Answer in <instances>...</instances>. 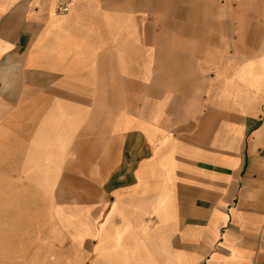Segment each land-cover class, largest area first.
<instances>
[{"label": "crops", "instance_id": "obj_1", "mask_svg": "<svg viewBox=\"0 0 264 264\" xmlns=\"http://www.w3.org/2000/svg\"><path fill=\"white\" fill-rule=\"evenodd\" d=\"M120 1L0 0V264H264V94L242 111L207 57H148Z\"/></svg>", "mask_w": 264, "mask_h": 264}, {"label": "bare ground", "instance_id": "obj_2", "mask_svg": "<svg viewBox=\"0 0 264 264\" xmlns=\"http://www.w3.org/2000/svg\"><path fill=\"white\" fill-rule=\"evenodd\" d=\"M252 2V0H243L238 9L231 14L230 19H227L224 16L227 13L224 4H221L219 0H207L204 4L205 11L203 12L202 7H200L194 17L195 20H202L205 23L206 31L204 36H202V31L199 30L200 27L198 25L185 28L186 32L189 30L190 34L198 36L197 42L191 47L195 55L197 57H207L208 67L204 68L199 63L198 69L211 70L218 68V84L215 87L220 92L219 100L230 102L234 107L242 111H246L248 107H251V111H254L253 108L256 102L261 94H264V21L255 23L248 36H246L245 22L242 20L245 17L243 14H249V5ZM259 17L261 16H255V18ZM237 21V38L230 42L228 37L229 23L236 25ZM216 30L218 34L220 33L219 35L214 33ZM249 37L250 40H248ZM246 40L250 42L249 46H247ZM262 42L263 48L259 52L252 51L254 47L259 46ZM179 44L183 48L189 49L188 43L184 41L181 43L180 41ZM219 44L225 45L224 51L215 48ZM229 48H232L235 52L234 57H240V60H245L239 63H235L231 59L227 60L225 57H232L227 55ZM131 49L135 57L143 53L142 46L138 45L137 40H135ZM145 49L148 57H154L152 46L145 47ZM180 57L187 56L180 55ZM122 65L123 61L120 59V67ZM37 184L41 185V182L38 181ZM0 196H2L1 191ZM7 196L13 197L15 194L12 192Z\"/></svg>", "mask_w": 264, "mask_h": 264}, {"label": "rangeland", "instance_id": "obj_3", "mask_svg": "<svg viewBox=\"0 0 264 264\" xmlns=\"http://www.w3.org/2000/svg\"><path fill=\"white\" fill-rule=\"evenodd\" d=\"M126 0H121L119 4H125ZM207 0H134L135 6H140L144 8V11L148 12V17L149 20L151 21L152 24V38H151V46L154 49V57H180V55H186L187 57H192V60L195 61L197 58V55L193 52V49L191 48L195 42L198 40V36L190 34L186 29L185 26L187 25H192L193 26H199L202 31V36L205 34V23L202 20H195V15L197 13V10L202 7L203 12L205 11V6L204 4L206 3ZM221 4H224L226 7V12L225 17L227 19H230L231 14L238 9L239 5L242 3L243 0H219ZM253 2L251 5H249L250 10H248L249 14H243L245 17L242 18L243 22H245V34L248 36V33L251 31V28L254 27L255 23L257 22H263L264 21V0H252ZM160 7V8H159ZM166 8V9H164ZM181 10L183 12L182 16V21L184 22L183 28L176 30L173 29L171 26V23L177 19V14L175 11ZM161 11H163L161 13ZM261 16L259 18H255V16ZM167 29H163L165 27ZM238 25V21L236 25H233L231 22L229 23V30H228V37L230 42H233L236 40V32L237 28L236 26ZM161 30V38L163 43L162 45H158V39H155V36H158L159 31ZM163 30V31H162ZM193 31V30H192ZM195 32V31H194ZM193 32V33H194ZM216 35L218 34V31L216 30L214 32ZM235 35V37H234ZM159 37V36H158ZM176 38H179L182 40V42L188 43L189 49H185L180 45L178 42L175 43ZM172 40V44H170ZM250 40V37L248 38ZM178 41V40H176ZM247 46L250 45V42L247 41ZM264 42V41H263ZM263 42L259 45L254 47L252 51L259 52L263 46ZM249 44V45H248ZM251 47V46H250ZM204 48V47H203ZM216 49H219L221 51H224L225 45L224 44H219V46H215ZM228 56L232 57H225L227 60L231 59L235 63L241 62L243 59L240 60V57H234L235 52L233 51L232 48H229L228 51ZM245 60V59H244ZM243 60V61H244ZM247 60V59H246ZM158 62L152 61V71L154 70V67L157 65ZM155 65V66H154ZM192 67V72L196 70L195 63L191 64ZM156 68V67H155ZM217 69H214V72L217 73ZM192 73V75H194ZM198 91L200 89L195 87ZM264 111V110H263ZM194 112V111H193ZM263 123H264V118H263ZM261 134L264 135V126L263 129L260 132ZM94 158H87V163L90 165H94ZM78 175L77 174H71V197H77L78 195V190L74 189V187H78ZM93 182V177L91 174L87 175V190H86V196L91 197L94 194V188L91 186L89 183Z\"/></svg>", "mask_w": 264, "mask_h": 264}, {"label": "built area", "instance_id": "obj_4", "mask_svg": "<svg viewBox=\"0 0 264 264\" xmlns=\"http://www.w3.org/2000/svg\"><path fill=\"white\" fill-rule=\"evenodd\" d=\"M75 0H57V11L59 13H66L68 12L72 5L74 4Z\"/></svg>", "mask_w": 264, "mask_h": 264}]
</instances>
